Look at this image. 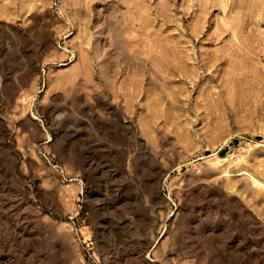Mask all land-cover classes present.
Instances as JSON below:
<instances>
[{
	"label": "rangeland",
	"instance_id": "374dc122",
	"mask_svg": "<svg viewBox=\"0 0 264 264\" xmlns=\"http://www.w3.org/2000/svg\"><path fill=\"white\" fill-rule=\"evenodd\" d=\"M0 264H264V0H0Z\"/></svg>",
	"mask_w": 264,
	"mask_h": 264
}]
</instances>
